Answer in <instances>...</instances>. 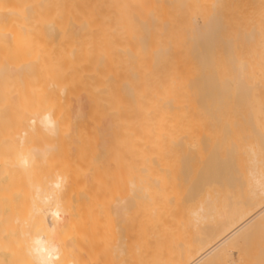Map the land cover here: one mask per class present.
Instances as JSON below:
<instances>
[{"label": "bare ground", "instance_id": "obj_1", "mask_svg": "<svg viewBox=\"0 0 264 264\" xmlns=\"http://www.w3.org/2000/svg\"><path fill=\"white\" fill-rule=\"evenodd\" d=\"M224 57L264 110V0H0V264H264V147L187 135Z\"/></svg>", "mask_w": 264, "mask_h": 264}, {"label": "rangeland", "instance_id": "obj_2", "mask_svg": "<svg viewBox=\"0 0 264 264\" xmlns=\"http://www.w3.org/2000/svg\"><path fill=\"white\" fill-rule=\"evenodd\" d=\"M211 8V4L204 5L201 11L202 15L208 17L211 13ZM185 55V46L179 49H174L171 56L174 57L175 66L180 63L185 65V62L182 61ZM219 62L217 66L218 71L221 72L219 78L224 84L214 87H206L203 85L201 88L196 89L193 92L194 94L192 95L196 100L198 99L195 108L197 112L201 113V116L198 115L187 118L191 123L187 135L200 139L204 142V145L217 146V148L213 150L220 152H242L246 151L248 146L264 147V110L259 106L261 103L256 106L254 102L250 104L245 97V93H241L237 90L234 83L237 69L234 63L230 61V58L224 57V59ZM262 69L264 70V64L262 65ZM251 72H253V70L244 69L242 73L246 78L248 77L247 79L256 82V79L253 76L255 73L251 74ZM210 76H213V78L215 77L213 73L209 74L208 77ZM174 86L176 96L180 98L187 97V89L189 88L186 87L187 85L185 81H180ZM254 119L259 123V134L254 133L250 126L251 124L249 121ZM16 183L17 181L14 174L12 172L10 173L8 168H4V173L0 175V202L3 203L2 200H4L5 203L3 205H5L6 208H8L7 204H9L14 196ZM3 216L6 217L7 215L3 214ZM115 231L118 232V227ZM110 234L108 233V238H110L111 242L109 244L112 246L115 245L114 242L118 234L114 239L112 238L113 236L109 237ZM104 235L105 234H103V236ZM108 238L106 243H104L105 245H107V242L109 241ZM96 240L99 239L96 238ZM95 242L97 244L98 241ZM232 258L237 261L236 252H232Z\"/></svg>", "mask_w": 264, "mask_h": 264}]
</instances>
